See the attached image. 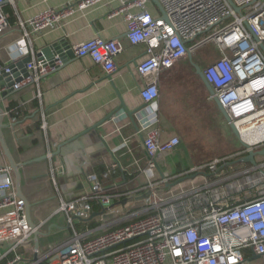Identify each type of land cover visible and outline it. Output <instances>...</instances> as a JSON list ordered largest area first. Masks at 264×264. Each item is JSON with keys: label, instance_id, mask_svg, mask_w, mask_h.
Returning a JSON list of instances; mask_svg holds the SVG:
<instances>
[{"label": "built area", "instance_id": "obj_1", "mask_svg": "<svg viewBox=\"0 0 264 264\" xmlns=\"http://www.w3.org/2000/svg\"><path fill=\"white\" fill-rule=\"evenodd\" d=\"M6 1L0 0V36L10 27L3 9ZM107 1L76 0L60 10L20 21L23 38L10 47L16 58L0 65V77L10 78L16 91L35 85L43 112L41 81L62 63L58 56L53 63L39 60L40 51L29 46L32 37L61 26L77 11ZM149 1L121 0L119 11L128 22L125 41L98 36L69 46L76 58H91L109 75L117 72L125 44L146 46L147 58L136 67L144 82L140 97L145 112L137 132L125 142L142 138L148 156L147 183L132 191L108 193L96 175L88 176L90 193L59 207L73 234L46 256L36 251L39 259L32 264H264V158H258V166L238 162L248 155L243 148L176 177L162 178L157 157L177 152L183 141L177 135L163 137L153 107L160 98L161 73L212 45L219 59L202 67L214 90L211 100L216 98L225 109L242 142L243 129L264 125V0H159L167 20L151 15ZM25 57L31 58L26 66L28 78L16 67L17 60ZM47 128L43 112L41 129L46 132ZM116 169L112 166L105 176ZM192 175L200 179L198 185L176 194L167 187L179 179L192 182ZM243 193L248 196L240 199ZM93 201L102 210L99 224L80 233L75 224L91 217ZM26 207L27 201L16 193L12 169L0 167V264L24 261L17 251L40 228L29 227ZM11 254L15 257L9 260Z\"/></svg>", "mask_w": 264, "mask_h": 264}, {"label": "crops", "instance_id": "obj_2", "mask_svg": "<svg viewBox=\"0 0 264 264\" xmlns=\"http://www.w3.org/2000/svg\"><path fill=\"white\" fill-rule=\"evenodd\" d=\"M75 1L7 0L3 9L10 27L0 36V65L10 64L16 58L10 47L23 38L20 21L31 19L47 10H60ZM120 7L121 0H110L77 11L61 26L34 35L32 43L28 42L29 46L39 52L60 40H65L68 46H76L98 36L105 40L125 41L128 22L126 15L119 11ZM147 9L152 16L162 17L151 0ZM125 45L124 52L117 59L118 70L114 75L107 74L89 57L79 59L74 56L67 65L42 79L40 92L48 127L46 132L41 129L43 112L35 85H28L6 97L2 96L3 90L0 89V111L5 126L3 136L15 163H31L21 168V192L29 205L31 222L40 227L38 246L33 235L31 241L17 251L24 259L17 264H32L36 251L39 256H46L73 234L67 223V215L59 212V207L62 202L87 196L91 190L89 177L92 175L99 178L108 193L132 191L147 183L145 169L148 156L144 143L141 137L128 144L125 142L138 130L125 112L117 113L109 122L93 130L96 124L121 104L129 111L142 109L134 116L138 127L145 112L146 106L140 97V88L144 82L138 76L136 67L147 58L146 46ZM26 58L18 59L16 64ZM205 58L203 54L190 55L176 67L161 73L160 98L153 107L159 116V127L164 138L173 136L174 131L171 126L163 124L162 112H167L170 106H179L169 101L175 98L179 82L189 83L202 101V106H210L212 109L216 106L194 68V65L201 66ZM13 116L17 117L16 123L12 122ZM183 147L182 142L177 152L158 156L157 171H162L167 178H173L185 170L202 165L204 161L196 162ZM40 159L42 161L36 162ZM187 164L191 167H187ZM114 165L117 169L106 177L105 174ZM5 166L10 167L0 144V167ZM134 175H137L136 179L126 183V177ZM13 178L16 190L14 171ZM190 178L192 182L174 186L172 193H179L200 183L199 178ZM123 201L121 204L128 206ZM101 212H93L90 218L77 221L76 230L82 233L89 226H98ZM81 223L86 224L84 230L79 228ZM14 257L15 254H11L8 259Z\"/></svg>", "mask_w": 264, "mask_h": 264}, {"label": "rangeland", "instance_id": "obj_3", "mask_svg": "<svg viewBox=\"0 0 264 264\" xmlns=\"http://www.w3.org/2000/svg\"><path fill=\"white\" fill-rule=\"evenodd\" d=\"M197 53L206 57L205 62L201 64L203 68L219 59V54L212 45L204 46ZM169 101L179 106H170L167 112H162V122L172 127V134L182 139L183 149L196 162L207 163L214 158L243 149L240 140L233 134L216 106L213 109L210 106H202V101L192 91L188 82H179L175 98ZM258 145L264 147V142ZM187 167L191 166L187 164ZM247 196L248 194L243 193L239 198L244 199Z\"/></svg>", "mask_w": 264, "mask_h": 264}, {"label": "water", "instance_id": "obj_4", "mask_svg": "<svg viewBox=\"0 0 264 264\" xmlns=\"http://www.w3.org/2000/svg\"><path fill=\"white\" fill-rule=\"evenodd\" d=\"M160 10L161 14H162V18L167 20L166 18V14L164 12V9L162 7V5L160 4L159 0H151ZM238 10V9H236ZM59 58V60L62 63V66L67 65L68 62H70L73 57L74 54L73 52L69 49V46L67 45L65 40H60L50 46H47L45 48H43L42 50H40L39 54L37 55L39 60H47L50 63L55 62V57ZM31 61V58H26L22 61H20L19 63L16 64V67L18 70H21V73H23L24 77L28 78V73L26 71V66L27 64ZM60 68V67H59ZM58 68V69H59ZM195 71L197 73V75L200 77V79L202 80L203 84L205 85L208 93L210 94V96L214 95V90L212 88V86L206 81L204 74L202 72V67L198 66V65H194ZM17 77V74L14 75ZM13 83L11 82L10 78H6V76L0 77V89L3 90L2 91V96L6 97L8 94H11L13 92H17L16 90L12 89ZM113 86V85H112ZM114 88V86H113ZM118 95V94H117ZM214 103L217 106L218 110L221 112V114L223 115L225 121L228 123V125L230 126L233 134L240 140V134L238 129L234 126V124L231 122V119L229 117V115L227 114V112L225 111V109L220 105V103L218 102V100L215 98L214 99ZM141 108L137 109V110H133V111H129L127 109L126 106H124L123 104H121L118 108H116L113 112H111L102 122L96 124L93 127V130L98 129L99 127H101L102 125H104L105 123L109 122L110 119L112 117H114L117 113L123 111L126 113V115L129 117V119L133 122V124L135 125V127L138 129V126L135 123V119L134 116L136 114H139L141 112ZM3 121V113L0 111V144L4 150L5 156L8 159L10 168L14 171L15 174V178H16V190H17V195L19 198H24L22 192H21V168L24 166H29L31 163H25L24 165H19L17 163H15V161L11 158L10 154H9V150L6 144V141L4 139L3 136V129L5 128V126L2 124ZM10 128H14V126H10ZM241 141V140H240ZM241 145L243 146V148L249 150L248 151V155L242 159H239L238 162H242V163H246V164H250L252 166H258V158H264V147L261 146H251L245 142H240ZM45 158H43L44 160ZM42 161L40 160H36V162ZM160 175L162 178H165V174L160 171ZM194 177V176H192ZM187 179V178H185ZM185 179H179L173 183L168 184L167 187L171 188L174 187L178 184H180L181 182H183ZM151 192L146 193L143 196L138 197L137 199H143L144 197L148 196ZM127 200L123 201V204H126ZM26 215H27V220H28V224L29 227L31 229H35L36 226L31 222L30 220V215H29V205L27 203V207H26ZM40 235L39 230H36L34 233V242L36 244V247L38 246V237ZM257 256H254L250 261L256 259ZM35 261L38 260L39 258L37 256H35ZM40 264H47L45 262H41Z\"/></svg>", "mask_w": 264, "mask_h": 264}, {"label": "bare ground", "instance_id": "obj_5", "mask_svg": "<svg viewBox=\"0 0 264 264\" xmlns=\"http://www.w3.org/2000/svg\"><path fill=\"white\" fill-rule=\"evenodd\" d=\"M241 136L243 140L251 146H255L258 143H263L264 125H261L259 128L253 127V128L243 129L241 131Z\"/></svg>", "mask_w": 264, "mask_h": 264}, {"label": "trees", "instance_id": "obj_6", "mask_svg": "<svg viewBox=\"0 0 264 264\" xmlns=\"http://www.w3.org/2000/svg\"><path fill=\"white\" fill-rule=\"evenodd\" d=\"M138 175V174H137ZM137 175H134V176H127L126 177V183H128V182H130V181H132V180H135L136 179V177H137ZM92 208H93V212H100L101 211V209L98 207V205L95 203V201L93 202V206H92ZM126 223L125 222H123V223H119V224H117V225H114V226H112L110 229H114V228H116V227H120V226H122V225H125ZM85 226H86V224L84 223H81V225L79 226V228H81V230H84L85 229ZM84 228V229H83Z\"/></svg>", "mask_w": 264, "mask_h": 264}, {"label": "flooded vegetation", "instance_id": "obj_7", "mask_svg": "<svg viewBox=\"0 0 264 264\" xmlns=\"http://www.w3.org/2000/svg\"><path fill=\"white\" fill-rule=\"evenodd\" d=\"M239 159H242V158H239ZM239 159H237V160H239ZM258 160V159H257ZM236 162V161H235Z\"/></svg>", "mask_w": 264, "mask_h": 264}]
</instances>
